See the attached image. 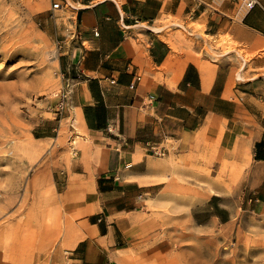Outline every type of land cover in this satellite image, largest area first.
<instances>
[{"label":"crops","instance_id":"obj_1","mask_svg":"<svg viewBox=\"0 0 264 264\" xmlns=\"http://www.w3.org/2000/svg\"><path fill=\"white\" fill-rule=\"evenodd\" d=\"M64 1L74 38L62 68L86 143L61 193L70 262L130 264L125 253L143 244L150 224L146 196L189 172L202 173L196 204L216 199L207 218L229 222L240 206L264 212V77L196 58L158 22L164 0ZM239 22L264 34L257 6ZM153 143L167 153L152 154ZM53 218L62 223L57 211Z\"/></svg>","mask_w":264,"mask_h":264},{"label":"rangeland","instance_id":"obj_2","mask_svg":"<svg viewBox=\"0 0 264 264\" xmlns=\"http://www.w3.org/2000/svg\"><path fill=\"white\" fill-rule=\"evenodd\" d=\"M164 1L158 22L196 58L264 77V34L239 22L245 0ZM73 20L64 0H0V264H72L61 193L83 166L86 144L62 68ZM201 174L175 176L159 196H146L150 224L143 244L125 253L130 264H264V212L240 206L229 222L207 218L216 199L196 204Z\"/></svg>","mask_w":264,"mask_h":264},{"label":"built area","instance_id":"obj_3","mask_svg":"<svg viewBox=\"0 0 264 264\" xmlns=\"http://www.w3.org/2000/svg\"><path fill=\"white\" fill-rule=\"evenodd\" d=\"M62 6V3L60 1L53 2L52 9H60ZM245 6L247 10H251L254 7L258 6L262 12H264V4L260 2V0H245ZM150 151L152 154L156 156H163L165 153H167L168 149L165 146H160L156 143L149 144Z\"/></svg>","mask_w":264,"mask_h":264},{"label":"bare ground","instance_id":"obj_4","mask_svg":"<svg viewBox=\"0 0 264 264\" xmlns=\"http://www.w3.org/2000/svg\"><path fill=\"white\" fill-rule=\"evenodd\" d=\"M71 91V90H70Z\"/></svg>","mask_w":264,"mask_h":264}]
</instances>
